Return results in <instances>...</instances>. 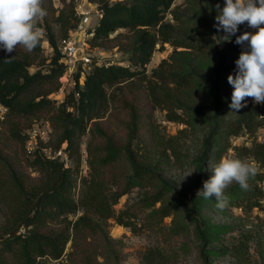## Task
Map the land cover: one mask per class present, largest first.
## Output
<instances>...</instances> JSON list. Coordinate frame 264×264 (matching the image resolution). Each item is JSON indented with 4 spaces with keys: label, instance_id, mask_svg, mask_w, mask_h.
Segmentation results:
<instances>
[{
    "label": "trees",
    "instance_id": "16d2710c",
    "mask_svg": "<svg viewBox=\"0 0 264 264\" xmlns=\"http://www.w3.org/2000/svg\"><path fill=\"white\" fill-rule=\"evenodd\" d=\"M174 1L125 0L110 3L103 0L99 5L103 18L93 31L94 47L108 42L117 31L127 30L134 33L131 47L127 50L134 65L144 67L149 64L158 45L163 48L170 44L174 48L173 55L169 60H163L151 76L144 71H132L130 67L96 65L86 77L85 89L81 91L77 83L76 89L57 106L50 97L60 89L59 80L65 67L60 62L62 56L50 28L49 41L56 53L48 73L41 70L30 72L42 52L43 38L31 52L18 46L13 53L4 52L0 55V103L9 108V117L6 118L11 117L13 120L9 129L15 141L26 142L16 119H38L46 111L53 113L51 120L54 125H58L56 150L67 145L69 157L78 161V168L81 164V159L77 160L80 140L91 125L93 138L100 139L99 143L95 144L93 141L88 146L90 170L87 176L79 175L59 159H48L37 149L32 155L34 159L31 165L38 172L39 178L31 183L6 158L0 157L8 168L6 176L0 177V205L6 209L4 220L0 224V264L59 261L63 259L69 245L68 256L71 262L81 258L82 264H99L97 257L102 253L99 252V247L108 242L104 228L110 221L129 228L135 234L141 232L146 225L138 224V214L133 208L116 210L122 197L136 183L155 187L161 182L162 187L148 200L151 206L161 205L151 214L153 219L163 223L166 218H173V223L180 231L186 229L180 210L190 204L196 206L197 202L182 192L167 191L168 182L152 168L155 160L148 158L142 162L135 151L142 117L140 108L133 102H124L128 120L125 124L127 138L123 145L95 122L103 118L111 105L117 103L116 87H124L137 76L143 75L138 79L145 83L146 96L152 106L165 111L166 119L171 123L192 125L195 110L182 102L181 95L193 88L200 77L185 65L179 64L176 58L202 49L208 42L214 45L216 42L208 36L181 34L175 24L165 21L168 13L177 22L182 18L176 10L171 9ZM64 13L61 12L56 18V22L64 28L63 39L68 38L78 25L77 22L71 25ZM72 13V18L79 19L75 9H72ZM239 46L232 40L222 50L216 48V81L205 83L214 89L216 112L213 115L202 112L201 115L213 125L212 137L220 146L216 154L218 161L227 151L234 150L237 154L241 153L261 163L264 170V143L258 142L255 137L258 130L264 128V104H246V107L235 112V116L227 121L219 117V110L224 103L221 101L219 84L224 74L235 75L236 67L227 65V56L239 52ZM12 56L11 60H6ZM77 77L78 81L81 72ZM111 89L113 94L109 92ZM78 94L79 98L76 97ZM248 99L245 98L244 103ZM224 100L229 108L231 97H225ZM183 132L184 130L180 133ZM243 132L255 138L251 148L234 147L230 142L232 137H239ZM177 137L167 139L157 133L153 157L162 153L167 155L169 150L177 155ZM205 159L207 155L200 160L201 175L205 171ZM125 161H128L132 175L126 178L124 186L123 179L111 174V170L123 165ZM249 182L247 190L238 187L230 191V197L236 207L253 210L261 207L264 192L258 185L264 182V172H256L249 178ZM79 183L81 190L76 198ZM200 225H197L200 238L207 242ZM92 242H97L98 245L92 247ZM143 258L145 264H153L157 259H161L160 264H163L167 260V256L157 250L145 254Z\"/></svg>",
    "mask_w": 264,
    "mask_h": 264
},
{
    "label": "rangeland",
    "instance_id": "374dc122",
    "mask_svg": "<svg viewBox=\"0 0 264 264\" xmlns=\"http://www.w3.org/2000/svg\"><path fill=\"white\" fill-rule=\"evenodd\" d=\"M81 1L42 0V7L47 13L39 21V27L44 33V43L42 52L38 55L39 58L35 65L30 68L31 73L38 70L48 73L51 70V62L56 52L49 41L48 29L52 30L58 45V52L61 53V40L65 37V31L56 22V18L61 12H65L64 14L69 18L71 25L76 22L79 23L80 19L75 16L76 20L72 18V9H75ZM87 1L97 8L95 12L91 13L92 24L90 26L91 30L94 31L101 20L96 11L99 10V5L103 0ZM108 1L116 3L125 0ZM217 4L222 10L225 0H175L171 9L176 10L178 15H182V18L177 22L174 20L173 15L168 13L165 19V21L175 24L181 34L208 36L216 42L215 45L208 42L202 49L194 50L189 55L176 58L179 64L185 65L189 71L196 72L200 77V80H196L193 88L186 90L181 95L182 102L195 110L192 125L185 126L171 123L167 121L165 111L152 106L146 96L145 83L138 79L143 75L137 76L134 81L126 83L124 87H116L117 103L111 105L103 118L95 120L102 128L108 130L120 145H123L127 138L125 124L128 120V111L124 110V102L135 103L140 108L142 116L139 139L135 141L134 146L140 161L145 162L148 158L154 159L152 168L168 182L167 191H178L187 194L190 198H193L194 202H197V205L192 206L190 204L180 210V215L186 225V229L180 231L173 223V218H166L163 223H160L153 219L151 215L161 205L151 206L148 200L162 187V183L159 182V185L155 187L143 183L134 184L130 192L122 197L116 206V210L133 208L138 214V224L145 223L146 225L141 232L135 234L129 228L110 221L104 228L108 242L103 244V247H99V252H102L97 257L99 264H145L143 258L145 254L156 250L167 256L166 263L163 264H264V195L261 207L253 210H248L245 207L238 208L233 205L230 191L240 187L235 182L225 191L229 203L223 210L216 206L217 202L214 197L205 199L200 195H196L203 188V182L209 180L213 174L208 168V163L210 161L219 162L216 154L220 146L214 136L212 137L213 125L201 115L202 112L209 115L216 112L214 89L205 83L216 81L218 64L216 48L222 50L230 42L220 43L219 37L224 36L226 33L222 29L217 31V28L214 27L216 24L215 17L219 14V10L216 8ZM73 31L74 29L72 30L74 34ZM245 31L250 32V27L246 23L239 25L236 36L243 34ZM119 34L121 36L117 37ZM133 34L127 30H119L112 34L108 42L95 47L92 45V39H90L88 42L90 47L86 50L87 57L90 59L87 67L85 68L83 62L79 61L76 67L72 68V73L69 72L67 80L63 83L59 80L60 89L52 94L50 99L56 102V106L61 104L68 94L76 89L77 83H79L80 90H84L86 77L96 65L130 67L132 71H144L146 75L151 76L163 60H169L173 55L174 48L170 44H166L163 48L158 45L149 64L144 67L134 65L131 61V54L127 51L133 42ZM236 36H233L231 41L235 40ZM78 37L81 38V35H78ZM243 50H248V42L239 46V52L228 54L227 65L236 67L235 61ZM80 72L81 77L77 81ZM230 74H224L222 82L219 84L222 94L221 101L224 102L219 110V117L225 121L235 116V112L228 108L224 100L225 97H231L233 91L227 80ZM127 84L131 87L126 88ZM109 92L113 94V89ZM76 97L79 98V95ZM248 100L246 104L258 105L253 98L250 99V103ZM52 114L46 111L39 115L38 119H16L21 134L26 139L25 143L17 142L12 138L9 129L11 122H13L11 117L0 120V157L6 158L31 183L39 178V174L31 165L34 157L29 150L34 152L38 149L43 154H46L44 151L50 149L53 153L56 152L55 143L59 131L58 125H54L51 120ZM91 126L87 134L80 140V152L77 154V160L81 159L79 168L77 167L78 161L69 158V168L76 170L81 176H87L90 170L88 163L89 144L93 141L95 144L100 142V139L93 138ZM40 130H48L45 139L35 135ZM182 130L184 132L181 134ZM157 133L167 139L178 136L177 155L169 150L167 155L162 153L153 157ZM255 137L258 142L264 143V128L258 130ZM254 140L255 138L250 134L243 132L239 137H232L230 142L234 147L251 148ZM29 146L30 148H28ZM205 155H207L205 171L201 175L199 164L201 158ZM224 155L243 159L252 164L256 168V172H264L261 163H257L241 153L237 154L234 150L232 152L231 150L227 151ZM7 169L5 163L0 159V177L6 176ZM191 172H193L191 175L183 179L185 175ZM111 174L120 176L125 186L126 178L132 175L128 161H125L123 165L116 169H112ZM247 183L249 185V179ZM258 186L264 192V182ZM80 190L81 183L78 185L76 198L79 197ZM5 210V207L0 205V224L4 220ZM199 223L205 233L207 242L202 241L200 238L199 229L197 228ZM94 245H98V243L92 242V247ZM69 252L70 245L63 259L59 261L45 260L43 264H82L81 258L71 262L68 256ZM160 262H162L161 259H157L153 264H160Z\"/></svg>",
    "mask_w": 264,
    "mask_h": 264
},
{
    "label": "clouds",
    "instance_id": "9594fccd",
    "mask_svg": "<svg viewBox=\"0 0 264 264\" xmlns=\"http://www.w3.org/2000/svg\"><path fill=\"white\" fill-rule=\"evenodd\" d=\"M216 8L219 14L215 17L214 27L226 33L219 37L220 43L231 41L241 24L256 29L236 36L235 43L244 45L248 42V50L241 51L235 61V75L227 77L233 88L229 108L238 112L247 106L244 103L247 97L253 98L257 104H264V0H225L222 10L219 4ZM46 14L42 0H0V48L6 53H13L18 46L33 51L43 38L39 21ZM208 168L213 174L203 182V188L196 195L205 199L214 197L221 210L229 203L226 189L235 182L247 190L248 179L256 173L252 164L231 155L222 156L219 162L210 161Z\"/></svg>",
    "mask_w": 264,
    "mask_h": 264
},
{
    "label": "built area",
    "instance_id": "2783aa9c",
    "mask_svg": "<svg viewBox=\"0 0 264 264\" xmlns=\"http://www.w3.org/2000/svg\"><path fill=\"white\" fill-rule=\"evenodd\" d=\"M97 8L89 3L87 0H82L77 4L75 7L76 15L80 19L77 27L74 29L73 32H71V35L68 38H65L62 41L61 46V60L60 62L64 64L66 72L63 73L62 77L60 78L61 82L63 83L65 80H67L69 72L72 73V68H75L77 63L79 61L83 62L84 67H87V63L90 62V59H88V55L86 54V50L89 49V40L93 37V31L91 30V24H92V18L91 13L95 12ZM97 15L100 19L103 18V13L100 10H97ZM256 29L250 28V32H255ZM78 35H81V38L78 37ZM5 50L3 48H0V55L3 54ZM84 75V71H83ZM79 95V94H78ZM249 103H250V97ZM9 114V108L4 105L3 103H0V120H5L6 117ZM49 130V129H48ZM48 130H40L38 134L35 133L38 137L45 139L48 133ZM36 137V136H32ZM32 140V138H31ZM30 148V146L28 147ZM66 145H64L61 149L56 150L55 153L52 152L50 149L49 151H44V154L48 159L55 160L59 159L61 162L65 164L66 167H69V154L66 149ZM30 154H33L34 152H31L32 150H29ZM232 152V150H231Z\"/></svg>",
    "mask_w": 264,
    "mask_h": 264
}]
</instances>
